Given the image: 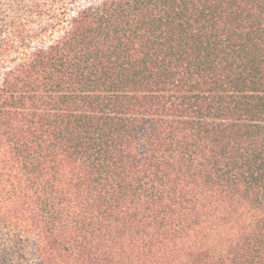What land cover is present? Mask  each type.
Listing matches in <instances>:
<instances>
[{"label": "trees", "instance_id": "16d2710c", "mask_svg": "<svg viewBox=\"0 0 264 264\" xmlns=\"http://www.w3.org/2000/svg\"><path fill=\"white\" fill-rule=\"evenodd\" d=\"M0 264H264V0H0Z\"/></svg>", "mask_w": 264, "mask_h": 264}]
</instances>
